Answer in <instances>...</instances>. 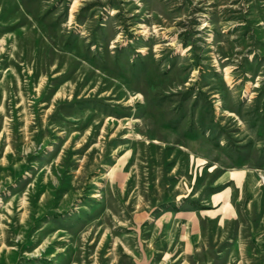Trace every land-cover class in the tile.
I'll return each mask as SVG.
<instances>
[{
  "label": "rangeland",
  "instance_id": "rangeland-1",
  "mask_svg": "<svg viewBox=\"0 0 264 264\" xmlns=\"http://www.w3.org/2000/svg\"><path fill=\"white\" fill-rule=\"evenodd\" d=\"M261 176L264 0H0V264H264Z\"/></svg>",
  "mask_w": 264,
  "mask_h": 264
},
{
  "label": "crops",
  "instance_id": "crops-1",
  "mask_svg": "<svg viewBox=\"0 0 264 264\" xmlns=\"http://www.w3.org/2000/svg\"><path fill=\"white\" fill-rule=\"evenodd\" d=\"M219 181L223 186L221 191L215 193L216 196H220L214 200V203L215 205L220 203L223 207L230 208L232 207L231 197L233 189L240 191L247 187L249 190H255L258 179L255 172L251 169H236L225 172ZM228 215L225 217H231L232 213Z\"/></svg>",
  "mask_w": 264,
  "mask_h": 264
},
{
  "label": "built area",
  "instance_id": "built-area-1",
  "mask_svg": "<svg viewBox=\"0 0 264 264\" xmlns=\"http://www.w3.org/2000/svg\"><path fill=\"white\" fill-rule=\"evenodd\" d=\"M261 180H262V182H264V177L263 176H261Z\"/></svg>",
  "mask_w": 264,
  "mask_h": 264
}]
</instances>
